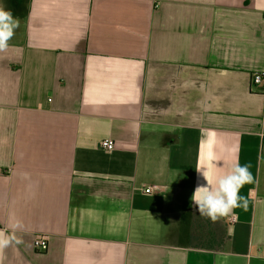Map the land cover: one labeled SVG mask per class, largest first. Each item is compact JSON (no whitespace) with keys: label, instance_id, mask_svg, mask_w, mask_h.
Masks as SVG:
<instances>
[{"label":"crops","instance_id":"0c3cea01","mask_svg":"<svg viewBox=\"0 0 264 264\" xmlns=\"http://www.w3.org/2000/svg\"><path fill=\"white\" fill-rule=\"evenodd\" d=\"M0 7L19 21L0 52V232L23 241L0 264H264V0ZM237 160L247 209L201 217L197 169L214 187Z\"/></svg>","mask_w":264,"mask_h":264},{"label":"clouds","instance_id":"9594fccd","mask_svg":"<svg viewBox=\"0 0 264 264\" xmlns=\"http://www.w3.org/2000/svg\"><path fill=\"white\" fill-rule=\"evenodd\" d=\"M18 27L19 21L13 18L11 11H6L0 7V52L7 50L8 42ZM210 159L214 162V157ZM197 171L203 175L207 182L206 186L198 184L192 196L193 203L201 217L216 222L232 214L236 208L247 209L248 200L240 195V189L245 184H251L254 181L249 165L242 166L237 160L227 173L215 179L214 187L212 186L213 182L208 178L206 169H197ZM19 227V224L13 225L11 234L0 232V250L13 243H23L15 235V230Z\"/></svg>","mask_w":264,"mask_h":264},{"label":"built area","instance_id":"2783aa9c","mask_svg":"<svg viewBox=\"0 0 264 264\" xmlns=\"http://www.w3.org/2000/svg\"><path fill=\"white\" fill-rule=\"evenodd\" d=\"M252 84L254 87L261 88L262 91H264V74L261 72H255L252 74ZM100 147L103 150L111 151L115 147V142L112 139H103L100 142ZM263 153H264V145H263ZM157 189V187H147L144 189V193L151 194L154 192V190ZM231 221H234L232 219ZM34 247L37 251L43 252L48 247V240L45 235H37L34 240Z\"/></svg>","mask_w":264,"mask_h":264}]
</instances>
